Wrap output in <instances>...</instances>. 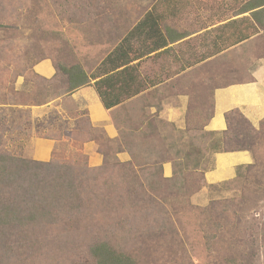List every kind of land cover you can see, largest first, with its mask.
I'll return each mask as SVG.
<instances>
[{"label":"rangeland","instance_id":"374dc122","mask_svg":"<svg viewBox=\"0 0 264 264\" xmlns=\"http://www.w3.org/2000/svg\"><path fill=\"white\" fill-rule=\"evenodd\" d=\"M107 1L109 0H23L13 2L10 7V0H0V99H6L0 101L3 102L0 105V117L4 113L1 111L3 108L8 114V124L15 125L13 134L8 138L9 148L13 149L15 146L18 151L26 154V143L31 136L29 128L20 134L17 129L24 128L25 124L32 125L31 134L33 128H37L39 135L54 134L53 130L43 133L52 124L63 127V120L57 114L51 113L41 120L29 118L28 104L32 100L44 101L47 88L57 86L58 83L57 79H47L35 72L34 62L50 58L55 66L59 62L63 66L80 64L89 74L91 58H99L96 54V57H91V45L97 44L98 36L103 35L104 30L100 31L93 26L92 23L96 20L91 19L92 16L82 13L78 19L73 11L96 9L98 3L99 8H108ZM188 1V15L181 26L182 29H190V32L203 24L229 18L240 8V2L236 3L234 0ZM195 6H199V9L195 10ZM113 7L115 8V3L109 8ZM185 7L182 5L180 9ZM10 12L12 15H9ZM76 20L85 22L76 23ZM4 24H9V27L3 26ZM201 36L197 35L189 43H181L180 50L190 45V51L199 57L203 52L199 46ZM240 47L244 55L252 50L257 58L262 57L264 30L244 41ZM97 51L102 55L107 50L95 48V53ZM226 54L216 55L186 68L183 65L146 66L148 77L159 74L161 68L167 78L172 77L157 88L162 90L157 102L160 100L165 104L169 103L171 107L182 106L183 111L178 114L177 125L167 121L160 124V119L153 122L157 131L161 127L162 135L156 137L152 134L145 138L144 135L151 130L145 133L132 125L135 131L130 139L132 160L139 166L144 178H153L156 171L154 160H160L162 156L169 157L177 169V176L172 181L165 182L166 185L161 189L163 194L157 196L162 205L172 212L176 231L167 235L154 233L134 238L130 249L139 264H264V137L252 152L254 161L251 166L241 168L236 179L208 185L200 173L212 164L213 135L204 130V125L213 111L215 85L231 81L232 77L249 78L251 76L248 72L255 65L253 62L233 65L230 60L234 63V59ZM19 73L22 74L19 76L25 77L21 88L16 86ZM154 95L152 90L138 98V101L156 102ZM6 102L9 104H5ZM79 112L82 115L86 113L85 110ZM20 114L23 116L20 117ZM81 119L84 122L86 117ZM84 127L89 131L90 126L86 120ZM258 128L264 133V120ZM101 137L103 148L111 161L120 162L116 156L117 145L110 144L109 139L103 135ZM81 140L79 137L71 138L66 135L57 147L56 157L62 151L73 161L82 160V155L78 152L79 148L82 150ZM150 146L153 147L152 150ZM196 186H200L198 191L202 192L197 195L194 193L196 199L192 200L193 195L190 201V192ZM168 234L172 235L168 237ZM73 243L75 247L64 249L60 253L38 252L29 262L91 264L85 252L77 249L80 242Z\"/></svg>","mask_w":264,"mask_h":264},{"label":"trees","instance_id":"16d2710c","mask_svg":"<svg viewBox=\"0 0 264 264\" xmlns=\"http://www.w3.org/2000/svg\"><path fill=\"white\" fill-rule=\"evenodd\" d=\"M17 1L23 2L10 0L9 6ZM234 2H240L239 10L231 17L219 20L218 22L223 23L205 33L210 37L212 44L208 48L205 45L200 57L190 51V66L247 41L264 30V0ZM179 3L181 5H178ZM188 4V0H157L152 9L162 11L166 15V10H180L182 5ZM1 5L3 6L2 3ZM9 15H12V12ZM149 18L155 19L151 12L134 27L123 40L124 43L103 60L99 69L92 75L87 74L80 64L63 66L62 62H59L56 64L58 75L54 79L59 83L61 73L66 74L68 91H72L90 84L91 77L97 78L104 72L124 67L111 77L101 78L96 82V87L106 108L131 97H110L106 90H114L116 87V81L111 80L112 78L122 81L121 86L130 85L131 88L132 82H125L121 78L123 73L129 74L135 69V66L128 64L132 61L129 53L135 50H125V43L127 45L133 37L139 36ZM162 18L163 16L157 17L160 19L157 29L149 26V35L155 40L160 39L159 34L165 37L160 29ZM8 25L3 26L9 27ZM164 43L166 45L167 41ZM160 45L154 49L164 46ZM154 49L151 48V51ZM138 91L137 89L134 92ZM3 100L6 99L1 97L0 101ZM32 101L28 104L29 118H32L29 106L39 103ZM2 104L3 102H0V105ZM1 111L4 113L0 117V264H31L29 259L36 257L38 252L60 253L64 249L75 247L73 241L80 242L77 249L85 252L91 264H139L130 249L134 238L151 236L154 233L167 235L176 231L172 212L162 205V201L157 197L158 194H163L161 189L166 185L165 182H170L177 176V169L172 177L163 175L162 166L164 162L171 160L169 157L162 156L160 160H154L156 171L152 179L144 178L133 160L113 163L104 146L98 147L104 155V161L97 167L89 165L88 158L81 148L78 151L82 155L80 161L69 159L62 151L56 157L58 148L54 149L49 161L30 159L18 151L17 147L9 148L8 138L13 134L15 125L8 124L6 110L1 108ZM22 116L20 114V117ZM211 116L212 114L209 118ZM85 120L90 126L88 116ZM226 121L227 128L224 131L208 132L213 135V152H253L256 145L262 142L263 130L255 127L240 110L228 111ZM31 126L29 123L25 124L24 128H17L18 134L29 128L31 135ZM147 126L152 127L153 124L148 122ZM92 130V126L88 131L83 124V132L74 130L76 132L73 131V134L67 137L76 135L82 140H87L91 138ZM40 136L51 137V134ZM144 136L149 138L152 132ZM59 141L61 142L58 147L63 141L61 137ZM250 166L251 164L248 165ZM241 168L243 167L238 168V173ZM200 173L204 176V171ZM195 188L193 191L190 189V201L200 186ZM169 235L172 234H168V237Z\"/></svg>","mask_w":264,"mask_h":264},{"label":"crops","instance_id":"0c3cea01","mask_svg":"<svg viewBox=\"0 0 264 264\" xmlns=\"http://www.w3.org/2000/svg\"><path fill=\"white\" fill-rule=\"evenodd\" d=\"M156 1L109 0L107 1L109 7L115 3V8H99L100 3H98V8L96 9L73 11L76 18L82 15V13L86 16H92L91 19L94 18L96 20L92 23L93 26L99 28L100 31L104 30V34L98 36L97 44L91 45V57L98 55L99 58H91L89 75L96 72L103 60L118 46L124 43L123 40L148 13L151 12L155 19L149 18L141 29L139 36L133 37L127 45L125 43V50L129 48L135 50L129 53L132 61L128 63L129 65L135 66V69L130 73L127 72L129 74L123 73L121 78L125 82H132L131 88L130 85L128 87L121 86L120 83L122 81L112 78L111 80L116 81V87L114 90L111 88H107L106 90L110 97H114V95L131 97L123 99L111 108H106L96 87V82L100 81L101 78L111 77L117 73L116 71L123 70L124 67L115 69L114 71L104 72L97 78L91 77L90 84L80 86L72 91H68L69 83L67 75L61 73L60 82L57 83V86L54 85L53 87L47 88L48 93L47 97H45L46 99L38 104L30 105L29 109L32 120L44 119L51 113L59 115L63 120V127L59 128V126H53L54 124H52L45 128L46 131L43 133H48L53 130L54 134L51 137H42L38 134L40 131L38 132L37 128L33 126L32 134L26 143V154H24L26 157L39 161H49L52 158L54 149L58 147L60 137L64 140L66 135L73 134L74 130L82 131L84 122L81 118L84 116H88L90 126L93 127V130L91 138L79 142L84 154L88 158L89 165L92 167L100 166L104 161V155L98 150V147L103 146L101 135L108 138L110 144L114 143L115 146L117 145L116 156L120 161L125 162L133 159L130 139H132L131 136L135 131L132 125L136 126L135 128L139 127V129L145 132L151 130L152 134L156 137L159 134L162 135L160 133L161 127L157 131L155 123L152 127H148V122L153 123L157 119H160V124L165 121L176 125L179 123L178 114L182 113V106L171 107L169 103L165 104L160 100L157 102V98L161 97L160 92L162 91L157 88L171 80L172 77L167 78L168 76L163 74L162 68L160 70L161 73L159 72V74L156 73L148 77L146 66L148 64L158 66H190V45H186L180 50V44L192 41L197 35H202L199 46L204 51L205 45L208 48L212 44L210 37L205 33L223 22H218V20L214 23L203 24L198 29L190 32V29H182L181 26L185 21V17L188 15L190 3L185 5V10H166L165 15L162 11L152 9ZM197 7L199 6H195L194 9H199ZM202 9L204 8L202 7ZM158 16H163L164 18H162L160 29L165 37L163 38L159 34L160 39L155 40V38L149 35L150 32L148 30L150 29V25L154 29H157V23L160 20L157 19ZM83 22L76 20V23ZM165 40L167 41L166 45H164ZM242 43L233 45L216 55L227 53L234 59V63L230 60V63L233 65H244V63L253 62L255 64L254 67L248 72L251 77L245 79L232 77L230 79L231 81L215 85L213 91V113L204 125L205 131H224L227 128L226 113L234 109L240 110L257 128L260 127L264 120V55L257 58V55L252 50L244 55L240 47ZM158 44L164 46L155 50L154 48ZM95 48H105L107 51L101 55V52L98 53L97 51L95 53ZM151 48L154 51H151ZM194 54L196 53L194 52ZM128 59L130 60L129 57ZM66 65L70 66L69 64ZM33 69L47 79H54L58 75V70L50 58H44L38 62H34ZM128 76L131 78V81H129ZM24 81L25 77L19 76L16 80L17 88H21ZM137 89L139 90L138 93L134 92ZM152 90L155 94L154 100L156 102L140 103L138 101V98ZM80 110H85L86 113L82 115V112H79ZM148 117L150 118L147 119ZM128 126L131 129L128 130ZM152 148L150 146L151 150ZM253 161L254 156L249 150L213 152L212 164L204 170L206 184L218 185L234 180L238 176V168L248 166ZM162 169L165 177H172L175 170L173 161L168 160L164 162ZM201 192L202 190L195 193V195ZM195 195L192 197L193 201L196 199Z\"/></svg>","mask_w":264,"mask_h":264}]
</instances>
